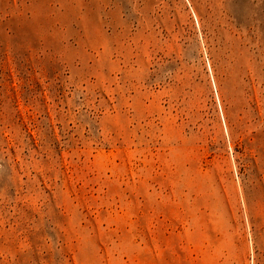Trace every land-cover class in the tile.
Instances as JSON below:
<instances>
[{
  "label": "rangeland",
  "instance_id": "374dc122",
  "mask_svg": "<svg viewBox=\"0 0 264 264\" xmlns=\"http://www.w3.org/2000/svg\"><path fill=\"white\" fill-rule=\"evenodd\" d=\"M0 264H264V0H0Z\"/></svg>",
  "mask_w": 264,
  "mask_h": 264
}]
</instances>
